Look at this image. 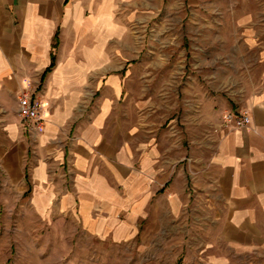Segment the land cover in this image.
I'll return each instance as SVG.
<instances>
[{
    "label": "crops",
    "instance_id": "obj_1",
    "mask_svg": "<svg viewBox=\"0 0 264 264\" xmlns=\"http://www.w3.org/2000/svg\"><path fill=\"white\" fill-rule=\"evenodd\" d=\"M105 24L106 0H0V104L27 88L45 105L40 133L0 117L5 173L21 170L19 190L36 214L72 220L92 240L139 244L181 213L186 229L194 211L195 229L211 233L200 246L227 251L213 264H264V85L236 102L209 98L219 105L210 153L192 157L185 174L169 131L138 115L124 123ZM100 86L109 95L91 105ZM228 110L246 112L248 125L221 126ZM16 131L25 141L15 143Z\"/></svg>",
    "mask_w": 264,
    "mask_h": 264
},
{
    "label": "rangeland",
    "instance_id": "obj_2",
    "mask_svg": "<svg viewBox=\"0 0 264 264\" xmlns=\"http://www.w3.org/2000/svg\"><path fill=\"white\" fill-rule=\"evenodd\" d=\"M101 34L106 63L120 80L124 123L138 115L169 131L185 174L195 170L192 157L210 153L208 123L219 105L209 98L236 102L264 85V0H106ZM101 95L109 94L92 88L91 105ZM2 116L19 120L16 99L0 104ZM16 133L15 143L25 141ZM2 155L0 143V264H213L210 257L227 252L200 246L211 233L195 229L202 217L194 208L186 229L181 213L139 244L92 240L72 220L52 223L19 190L21 170L5 173Z\"/></svg>",
    "mask_w": 264,
    "mask_h": 264
},
{
    "label": "built area",
    "instance_id": "obj_3",
    "mask_svg": "<svg viewBox=\"0 0 264 264\" xmlns=\"http://www.w3.org/2000/svg\"><path fill=\"white\" fill-rule=\"evenodd\" d=\"M16 115L27 130L40 133L45 122V105L27 88H22L16 95ZM222 126L242 128L248 125L249 115L244 111H225L221 116Z\"/></svg>",
    "mask_w": 264,
    "mask_h": 264
},
{
    "label": "trees",
    "instance_id": "obj_4",
    "mask_svg": "<svg viewBox=\"0 0 264 264\" xmlns=\"http://www.w3.org/2000/svg\"><path fill=\"white\" fill-rule=\"evenodd\" d=\"M55 44H56V37H55V35H54V44H53V47L55 46ZM52 65V60L50 61V64H49V66L45 69V70H48L49 69V67ZM45 72V71H44ZM42 76H43V74L41 75V79H42ZM177 264V263H176Z\"/></svg>",
    "mask_w": 264,
    "mask_h": 264
}]
</instances>
